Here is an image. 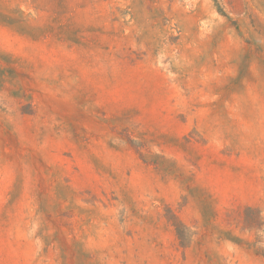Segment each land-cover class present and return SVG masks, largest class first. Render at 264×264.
<instances>
[{
	"label": "rangeland",
	"instance_id": "374dc122",
	"mask_svg": "<svg viewBox=\"0 0 264 264\" xmlns=\"http://www.w3.org/2000/svg\"><path fill=\"white\" fill-rule=\"evenodd\" d=\"M0 264H264V0H0Z\"/></svg>",
	"mask_w": 264,
	"mask_h": 264
}]
</instances>
